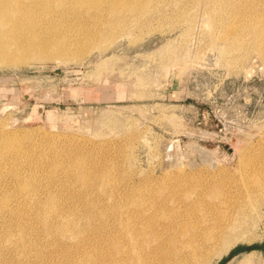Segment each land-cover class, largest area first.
Instances as JSON below:
<instances>
[{"label": "rangeland", "instance_id": "rangeland-1", "mask_svg": "<svg viewBox=\"0 0 264 264\" xmlns=\"http://www.w3.org/2000/svg\"><path fill=\"white\" fill-rule=\"evenodd\" d=\"M71 10L38 17L16 40L65 36L80 59L0 64V204L25 211L20 227L39 225L50 174L61 204L94 222L136 197L206 192L243 206L247 226L210 264H264V0H160L96 20ZM16 42L0 29V55ZM80 159L92 182L66 171ZM15 169L26 178L16 182ZM46 238L39 260L50 262Z\"/></svg>", "mask_w": 264, "mask_h": 264}, {"label": "bare ground", "instance_id": "bare-ground-1", "mask_svg": "<svg viewBox=\"0 0 264 264\" xmlns=\"http://www.w3.org/2000/svg\"><path fill=\"white\" fill-rule=\"evenodd\" d=\"M158 1L160 0H0V29L5 36L17 41L10 50L0 55V64L18 65L31 58H58L65 61L82 57L79 58L80 52H71L65 36L57 43L40 40L38 35L29 36V43L16 40L19 36L15 32L24 30L25 25L32 26L40 16L72 9L95 14L93 16L96 20L99 14L111 16L124 11L144 12ZM258 24L262 36L260 40L264 44V20ZM105 25V29L102 28L101 31L108 30ZM80 49L82 50V46ZM84 161L80 159L65 165L66 171L79 172L81 182L86 173L87 181L92 182L90 178L96 173L93 170L91 172ZM11 174L16 182L26 178L18 169ZM54 175H46L50 188H46L44 195L39 194V199L36 198L37 213L34 214L39 216L36 221L39 225L31 223L29 228H24L27 223H23L20 227L18 221L25 211L12 208L7 202L9 198H4L7 201L0 204V264H21V260L28 256V249L33 251L28 257L31 264H52L53 261L59 262L58 259L63 260V264H210L227 253L247 232L243 206L221 201V196L218 197L219 200H215L216 196L209 200L206 192L194 195L183 193L177 198L174 192H170L162 197L164 199H153L149 203L146 200L137 201L136 197V202L129 203L128 200L126 204L117 203L112 215L106 214L100 219V214L99 221L94 222L92 216L67 210L61 204L63 192L56 193L51 189L55 181ZM253 177L249 183L255 182L256 177ZM3 178L4 176L0 178L1 183ZM35 183L36 179L32 184L35 186L34 195L38 192ZM188 188L185 185V190ZM0 190L2 191L1 187ZM31 191L27 186L23 188V193L30 196V204H33L36 196L30 194ZM39 233L48 237L46 245L48 250L53 251L52 255L50 253L53 257L50 262L39 260ZM68 237L71 242L60 241Z\"/></svg>", "mask_w": 264, "mask_h": 264}]
</instances>
